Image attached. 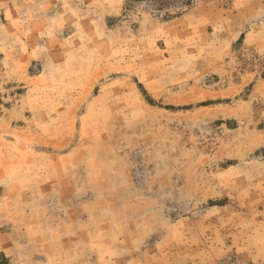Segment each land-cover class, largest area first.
<instances>
[{"label": "rangeland", "instance_id": "rangeland-1", "mask_svg": "<svg viewBox=\"0 0 264 264\" xmlns=\"http://www.w3.org/2000/svg\"><path fill=\"white\" fill-rule=\"evenodd\" d=\"M0 264H264V0H0Z\"/></svg>", "mask_w": 264, "mask_h": 264}]
</instances>
